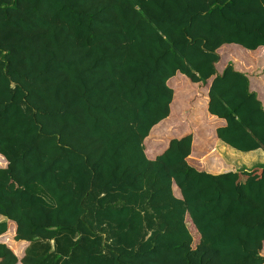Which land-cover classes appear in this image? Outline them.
I'll use <instances>...</instances> for the list:
<instances>
[{"label": "trees", "instance_id": "trees-1", "mask_svg": "<svg viewBox=\"0 0 264 264\" xmlns=\"http://www.w3.org/2000/svg\"><path fill=\"white\" fill-rule=\"evenodd\" d=\"M218 139L264 153V0H0V264H264Z\"/></svg>", "mask_w": 264, "mask_h": 264}, {"label": "crops", "instance_id": "crops-1", "mask_svg": "<svg viewBox=\"0 0 264 264\" xmlns=\"http://www.w3.org/2000/svg\"><path fill=\"white\" fill-rule=\"evenodd\" d=\"M220 144V147L222 146H225L228 150H231V151H234L236 153H238L237 151L238 150H235L233 148H231L230 146H228L227 144L223 143L222 141H220L219 139L215 141V144H214V151L215 153L221 158V160L227 164V165H230L232 167H234L235 169H237V165L235 164H241L243 166V168L241 169H250L251 167L253 166H257L259 165L260 163L263 162L264 160V153L261 149L257 148V149H254V150H250V151H247V152H250L252 155L250 156H247V157H244L242 160L244 161H236V163L234 161H229V160H226L223 156V154L221 152H219V150L217 149V145ZM219 148V147H218ZM252 152H256V153H252ZM256 156H258L256 158ZM247 164H249V166H247ZM245 165V166H244ZM253 165V166H251ZM264 165V164H263ZM248 168H247V167ZM4 217L3 216H0V220H3Z\"/></svg>", "mask_w": 264, "mask_h": 264}, {"label": "rangeland", "instance_id": "rangeland-1", "mask_svg": "<svg viewBox=\"0 0 264 264\" xmlns=\"http://www.w3.org/2000/svg\"><path fill=\"white\" fill-rule=\"evenodd\" d=\"M242 153H244V152H242ZM258 156H256V158H257ZM264 164V160H263V162L262 163H260L259 165H263ZM235 165H237V169H241V168H243V166L241 165V164H235ZM245 166V165H244ZM247 166H249V164H247ZM246 166V167H247ZM251 166H253V165H251ZM248 168V167H247Z\"/></svg>", "mask_w": 264, "mask_h": 264}, {"label": "clouds", "instance_id": "clouds-1", "mask_svg": "<svg viewBox=\"0 0 264 264\" xmlns=\"http://www.w3.org/2000/svg\"><path fill=\"white\" fill-rule=\"evenodd\" d=\"M232 148V147H231ZM234 149V148H233ZM236 150V149H235ZM241 152V151H240ZM247 152V151H246ZM257 166H259V165H257Z\"/></svg>", "mask_w": 264, "mask_h": 264}]
</instances>
